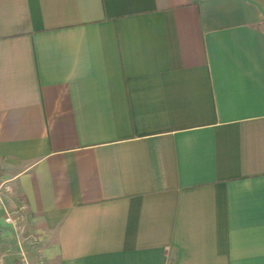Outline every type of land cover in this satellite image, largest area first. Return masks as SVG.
Instances as JSON below:
<instances>
[{
	"label": "crops",
	"instance_id": "0c3cea01",
	"mask_svg": "<svg viewBox=\"0 0 264 264\" xmlns=\"http://www.w3.org/2000/svg\"><path fill=\"white\" fill-rule=\"evenodd\" d=\"M263 25L264 0H0V264H264Z\"/></svg>",
	"mask_w": 264,
	"mask_h": 264
},
{
	"label": "built area",
	"instance_id": "2783aa9c",
	"mask_svg": "<svg viewBox=\"0 0 264 264\" xmlns=\"http://www.w3.org/2000/svg\"><path fill=\"white\" fill-rule=\"evenodd\" d=\"M5 189L6 191L10 190V187L5 184V182H0V189ZM25 207L21 206V210H24ZM20 213H14V212H10V211H5L4 212V216H3V221L4 223L10 225L13 229L17 230L18 226H19V220H20ZM32 241L36 242L37 240V236L36 235H32Z\"/></svg>",
	"mask_w": 264,
	"mask_h": 264
},
{
	"label": "rangeland",
	"instance_id": "374dc122",
	"mask_svg": "<svg viewBox=\"0 0 264 264\" xmlns=\"http://www.w3.org/2000/svg\"><path fill=\"white\" fill-rule=\"evenodd\" d=\"M264 26V25H263ZM23 234H25L26 236H29L30 239L32 238V233L29 234V231L23 230ZM31 241V240H30ZM32 243H34L33 241H31ZM26 243V242H25Z\"/></svg>",
	"mask_w": 264,
	"mask_h": 264
}]
</instances>
